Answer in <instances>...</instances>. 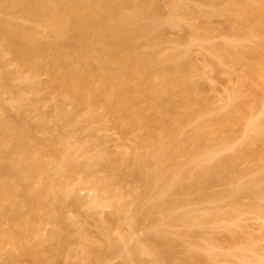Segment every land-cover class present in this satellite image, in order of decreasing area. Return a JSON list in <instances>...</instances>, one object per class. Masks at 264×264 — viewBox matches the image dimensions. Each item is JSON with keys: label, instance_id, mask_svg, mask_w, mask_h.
I'll use <instances>...</instances> for the list:
<instances>
[{"label": "rangeland", "instance_id": "obj_1", "mask_svg": "<svg viewBox=\"0 0 264 264\" xmlns=\"http://www.w3.org/2000/svg\"><path fill=\"white\" fill-rule=\"evenodd\" d=\"M22 1L0 0V20L23 24L35 42L55 44L58 37L75 35L73 27L60 33L48 21L46 10L29 8L27 0ZM136 1L132 7L138 10ZM145 3L148 11L155 12L157 24L153 23L158 29L153 31L160 40L155 33L156 43L152 41L151 31L131 44L157 59L177 53L175 61L186 63L182 71L191 70L180 74L189 75L195 87L191 100L200 98L201 106L207 107L173 140H166L168 149L182 147L202 120L212 121L208 129L224 126L230 138L218 137L212 147L208 145L210 151L184 147L185 155L182 150L183 155L174 159L178 170L172 168L170 176L181 174L183 166L187 175L174 178L170 188L164 179L156 186L152 165L137 174V159L147 151L145 140L151 131L158 133L156 129L134 126L101 97L90 100L86 82L70 90L69 69L59 51L51 48L42 56L21 57L17 38L0 36V127L6 126L9 136L24 132L29 154L47 165L29 175L22 165L18 169L11 162L15 172L7 177L21 185L29 181L32 188L44 184L48 176H55L58 183L53 193L46 194L41 210L33 212L22 194L15 196L16 204L11 203L20 215L0 214V264H199V260H203L200 264H264V0ZM148 17L142 20L152 23ZM226 44L232 51H210ZM128 78L135 82L132 85L141 82L139 77ZM169 93L162 95V105L175 116L181 102ZM227 115L236 119V125L222 122ZM0 143V154L11 149L8 138ZM228 156L235 157L232 169L220 165ZM209 164L220 166L221 174L195 187L191 174ZM4 200L2 206L13 208ZM152 205L157 210L151 211ZM20 220H27L29 227L21 229ZM14 223L16 231L11 227ZM28 246H34L35 253L20 249Z\"/></svg>", "mask_w": 264, "mask_h": 264}, {"label": "bare ground", "instance_id": "obj_2", "mask_svg": "<svg viewBox=\"0 0 264 264\" xmlns=\"http://www.w3.org/2000/svg\"><path fill=\"white\" fill-rule=\"evenodd\" d=\"M73 1L74 4L69 5L66 2V0H27V4L29 8L46 10L49 16L48 21L56 25L60 33L63 31H68L71 27H73L75 32L71 30L72 28L70 29L71 31H73V34L75 33L73 37L71 36L65 39L63 38L64 40L61 37H58L55 44L35 42L34 35L30 30H28L23 24L14 23L9 19L0 20V36L5 38H9V37L17 38L18 42L22 47L21 51L19 52V55L21 57L29 58L32 55L42 56L47 49H51V48L55 49L56 51H59L62 57L64 58L65 65L69 69L68 76L70 78V86H69L70 90L74 91L76 90L77 84L86 82L88 84V94L90 96V100H92L93 98L101 97L107 101V106L110 110H112L118 115L126 116L134 126H146L149 128L156 129L158 131V133L151 131L148 138L145 140L147 151L145 152L144 155L142 154L141 156H139L140 158L139 160L137 159L138 161L137 163L140 166V167L138 166L139 169L137 170L138 171L137 174L139 173L138 175L143 174L141 172L143 171L145 165H152L153 170L151 171L152 174L150 175H152L151 176V178H153L152 181L156 184V186H158L157 183H159L160 185L163 179L164 182L165 181L167 182V183L166 182L163 183L165 185L167 184L168 186V184H170L172 181L175 182V179L179 177L181 174L187 175L183 173L186 172L188 173V171H186L185 168H183L184 166L182 167L180 165V167L182 168L179 169V172H182V170L183 172L177 175V177L175 176V174H173L174 176H170L172 174V171L175 169L174 167H176V169L179 167L178 166L179 164L175 163L176 161H174V159L178 153H181L180 154L181 156L183 155L182 150L184 147L190 148L192 146L193 147L197 146L199 148L201 147L200 149L202 150L207 148L206 150L210 151V147L213 146L212 142L214 144V141L216 142V139L218 137L221 138V136L223 135L229 137L231 133L224 132L222 130L224 126L221 128L218 126L212 129H210L211 128L210 127L208 129V127L211 124L210 123L211 120H209V122L202 120L203 122L201 121L198 122L196 127L194 128V131L192 130L193 132L186 138V140L188 139V141L187 142L185 141L186 144V145L184 144L185 146L184 145L182 147L180 146V148H176L177 147L176 146L174 148L168 149L167 142L169 141V139L173 140L175 136L179 134L182 129H184L185 126L193 122L196 116L201 114V112L203 111L204 112L207 111L204 110V108L206 109L207 107H205L204 105L201 106L203 102H200L201 101L200 98L195 99L197 101L193 102L194 99L191 94H193V92H196V90L194 91L195 87H193L192 84L190 83L189 81L190 79L188 78L189 75H187L186 77L183 76L181 77L182 74L183 75L185 74L183 71L186 69L190 70V68L188 69L187 67L182 71L183 65L186 63L183 64L181 61V63L183 64L182 65L180 64V62L175 61V59L177 58L176 57L177 53H174L169 56L168 54L159 55L161 58L157 59L156 57H154L155 56L154 54L152 53L146 54V52H144L145 54L141 53L142 49L140 47L139 49L137 45L134 46L131 44L133 42H136L137 38H140L141 36L144 35L149 36L150 35L149 33L155 30L154 27L156 28V25L155 23H153V21L154 22L157 21L156 19L153 20L154 17L153 15L155 14V12L153 13V10L150 9V7L149 9L152 12H150V10L149 11L147 10V7L145 6H147L146 3L148 2L145 3V0H143L145 4L142 2V0L139 1L137 0L138 2L136 1L137 2L136 6L138 7V10H136L137 8H134L135 0H73ZM16 2L22 3L23 1L16 0ZM178 7H176L177 12H178ZM128 8L131 9L128 10ZM132 9H135L136 12H132L131 11ZM172 9L174 10L175 8L172 7ZM9 10L6 11L9 12ZM173 10H171L172 13L176 15L177 13L174 12ZM262 10L264 11V9ZM130 11L132 12L131 14L129 13ZM213 13L214 12H212V14ZM148 16L149 17L151 16L150 17L152 20V23L150 22L151 24L148 22L149 20L145 21L146 23L148 22L149 24L148 23L146 24L142 20L143 18L145 17L147 18ZM259 17H260V13H259ZM155 31H153L154 33L152 32L151 38L152 41L156 43V41L154 40L155 36H153L156 33ZM23 32H26V34H23ZM145 32L147 33L149 32V33L146 34ZM208 33L209 31L207 30L206 34L210 36ZM156 40L158 41L160 40L158 38V34ZM227 45L228 44H226V46L225 45L218 47L212 46L213 48L210 47L209 48L210 51L213 52L228 53L232 51V49L229 46L227 48ZM70 47L74 48L71 51L72 53L62 51L63 48H70ZM229 49L230 51H228ZM179 51L181 53V50ZM178 55L180 57L181 54ZM52 62L53 64H56L57 61L52 60ZM190 72L191 70L189 71V73ZM126 73L128 74L127 75L128 77L132 78L133 81H135L139 77L137 80L138 82L140 81L141 82L139 84L136 83L132 85L135 82L131 84L130 82L132 81L130 80V78H128L130 81L126 80L127 77L125 75ZM140 78L141 80L139 81ZM143 90L144 92L146 91L147 93L144 94ZM167 90L170 91L169 95L171 97L174 98L178 97V99H180L181 102L182 109L179 112L177 111V113H175V116L170 115L168 113V110L165 111L166 109L163 108L164 106L162 105L161 98H163L162 95ZM111 98H113V100L115 99V101L111 102V100H109ZM90 103L91 102H88V104ZM165 114L168 115L169 117L165 116ZM235 120L236 119L233 118V116L231 118V115L230 116L227 115V117L223 118L222 122L223 123L228 122L230 124V122L233 121L232 123L236 125ZM234 124H230V125L234 126ZM5 127L4 125L3 127H0L1 128L0 142H3V140L4 142H6V139L8 138V143L11 142L9 143V147L11 146L10 147L11 149L8 150L7 148L9 147H7L6 149L8 151L5 150L6 151L5 154L4 152L3 154H0V200L2 199L3 201L5 199L7 201H10V203H8L7 205L8 207H10V205H12L11 203H13V205L14 203L16 204V201L14 199L16 198L15 196L23 194L22 195L23 198L24 196L26 197V201L29 204L27 202L26 203L29 206H31L30 209H32L33 212H35L34 210L37 209L41 210L40 208L42 207V204L46 199L45 198L46 194L49 195L53 193L56 187L58 186V183L55 182V176L46 177V179H44L45 180L44 184L43 182H41L39 186L32 185L33 188L31 187L29 181L27 182L25 181L24 185L23 184L21 185V183L23 182L17 184L9 180L10 178L8 179L7 175L8 174L12 175L15 172L14 171L15 169L14 170L11 169L13 166L11 165V162L14 163V165L15 164L18 165V169L22 165V169L24 168L23 170L26 171L25 173L29 175L31 174L34 175L35 174L34 171H37L36 170L37 167L44 168L45 166L47 167V165H45L46 161H42L37 158H34L29 154L27 140H26L27 136L24 132H19V130H17L16 134L13 133L12 135L9 136L8 135L9 133ZM202 138L204 139V144L202 141H199ZM9 139L11 141H9ZM167 139L168 141H166ZM202 144L203 146H201ZM208 145H210V147H208ZM199 148L198 150H196L197 148H194V150L199 151L200 150ZM183 152L185 155L186 150L184 149ZM192 155L193 154H191L190 157ZM22 159L25 160L23 161ZM234 159L235 157L229 158L228 156L227 159L220 160L221 161L220 165L225 166V168L227 169H232ZM6 160H8L7 162L10 161V163L9 164H7V162L5 163ZM219 167L213 164H209V166L206 165L204 167H201V169L198 170V172H195V174L194 173L191 174L193 175L192 178L194 180V186L196 187L199 184H202L203 182H207V180L212 181L213 178L214 179L217 178L221 174L218 173L221 172L219 170ZM172 168L174 169L172 170ZM176 169L174 171L178 170ZM184 170L186 172H184ZM174 182L171 183V186L172 184L173 185L175 184ZM26 183L28 186L30 185L29 186L30 188H28ZM155 184L152 185L154 186ZM171 186L169 185L168 188H170ZM30 193L31 195L28 196V194ZM4 206L6 205L2 206L0 203L1 215H10V217H16L17 215H20V212L18 210L15 211L16 208H14V206L13 208L10 207L11 209L6 208ZM150 209L151 211L152 210L155 211V209L157 210V208L154 205H152ZM23 221L24 220L22 221L20 220L21 229L22 227L25 228L29 227V222L27 220L25 222ZM15 224L16 223H14L13 226L11 225L10 226L12 228L13 227L15 228L16 226ZM14 228L12 230L17 229ZM8 229L10 233L11 228ZM3 232L4 231H2V233ZM10 234L9 236L11 237L13 232H11ZM6 235H8V232L6 233ZM10 241H12L13 244L15 242V240L13 241L12 238H10ZM20 249L25 254H33L36 251L34 246H28V248L23 247V249L22 248ZM150 251L153 252V250ZM157 254L159 255L158 252ZM212 256L214 255L212 254ZM212 256L210 257L212 258ZM247 259H249V256H247ZM202 261L203 260H199V264ZM185 262L183 264H188L187 263L188 261ZM189 264L191 263L189 262Z\"/></svg>", "mask_w": 264, "mask_h": 264}]
</instances>
